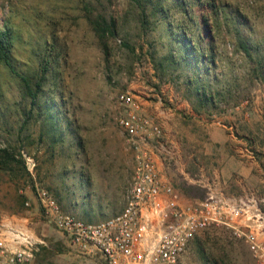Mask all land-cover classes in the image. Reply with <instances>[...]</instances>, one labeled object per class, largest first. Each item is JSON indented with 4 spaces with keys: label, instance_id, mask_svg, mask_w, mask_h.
Masks as SVG:
<instances>
[{
    "label": "rangeland",
    "instance_id": "rangeland-1",
    "mask_svg": "<svg viewBox=\"0 0 264 264\" xmlns=\"http://www.w3.org/2000/svg\"><path fill=\"white\" fill-rule=\"evenodd\" d=\"M178 2L161 0L164 11L152 14L153 5L138 0H0V29L12 30L11 66L33 88L41 80L33 104L0 62V148L17 159L0 166L5 245H29L38 264H104L47 220L36 191L48 189L63 211L85 221L122 210L134 165L117 120L123 91L161 127L151 146L179 196L246 202L264 216V0ZM94 19L113 24L106 51ZM183 30L211 42L204 66L179 63ZM260 237L264 244V231ZM183 261L257 264L242 235L224 225L196 236Z\"/></svg>",
    "mask_w": 264,
    "mask_h": 264
},
{
    "label": "built area",
    "instance_id": "built-area-1",
    "mask_svg": "<svg viewBox=\"0 0 264 264\" xmlns=\"http://www.w3.org/2000/svg\"><path fill=\"white\" fill-rule=\"evenodd\" d=\"M118 124L133 150V172L122 210L99 221H85L62 210L46 188L36 191L45 217L68 242L99 254L104 264H184L191 242L210 226L224 225L242 235L257 264H264V216L254 205L210 195L188 200L163 180L152 142L158 123L144 112L134 93L117 95ZM0 264H38L29 245L11 248L0 241Z\"/></svg>",
    "mask_w": 264,
    "mask_h": 264
},
{
    "label": "trees",
    "instance_id": "trees-1",
    "mask_svg": "<svg viewBox=\"0 0 264 264\" xmlns=\"http://www.w3.org/2000/svg\"><path fill=\"white\" fill-rule=\"evenodd\" d=\"M139 3H151L153 5L152 7V14H157L158 11L163 12V5L161 4V0H138ZM142 1V2H141ZM174 2H178V0H173ZM180 3V4H179ZM180 5L181 7L184 6V2L179 1L176 3ZM211 5V4H210ZM212 7H215V4H212ZM183 10L185 13V7H183ZM144 11V10H143ZM144 15L146 16L147 14L144 11ZM145 19V18H144ZM204 21L203 25L206 27L207 25V20L202 19ZM91 23L93 24L94 30L101 40L102 46L106 51V37L107 33L112 35L113 34V24L107 23L104 20L100 19H94L91 20ZM202 25V26H203ZM205 31L207 32V28H205ZM180 36L178 38L180 39L179 46L181 47V57L179 59V63L182 64L185 63L187 65L191 64L193 67H199V65L204 66L209 59L207 52H211L212 46L211 42H206L204 43L202 39V33L199 34L200 38L199 41L196 40L194 42L190 37L187 36L186 32L183 30L179 33ZM198 36V37H199ZM202 41V42H201ZM13 43V36H12V30L9 26L5 25L3 28L0 29V62H3L5 65H7L11 72L15 73L17 76H19L24 83L26 87L27 93L31 97V102L34 104L36 95L38 90L40 89L41 86V80L38 79L35 84L34 88L31 86L29 79L18 73L10 63V51ZM237 46L241 49V51L249 58H251V47L249 45V42L247 39H244L243 37H240L237 35ZM206 67V66H205ZM199 93V91H197ZM207 95L203 92L198 94V99L201 101L207 100ZM16 156L14 153H12L8 148H0V166L7 167L10 165L12 162L16 161ZM201 253L203 254L202 250ZM204 256V255H203Z\"/></svg>",
    "mask_w": 264,
    "mask_h": 264
},
{
    "label": "bare ground",
    "instance_id": "bare-ground-1",
    "mask_svg": "<svg viewBox=\"0 0 264 264\" xmlns=\"http://www.w3.org/2000/svg\"><path fill=\"white\" fill-rule=\"evenodd\" d=\"M19 236V235H16V237ZM15 238V237H14Z\"/></svg>",
    "mask_w": 264,
    "mask_h": 264
}]
</instances>
